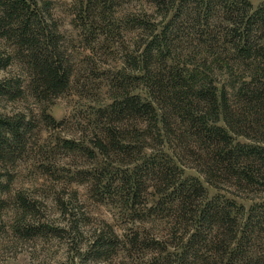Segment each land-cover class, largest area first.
I'll return each mask as SVG.
<instances>
[{
  "label": "trees",
  "instance_id": "trees-1",
  "mask_svg": "<svg viewBox=\"0 0 264 264\" xmlns=\"http://www.w3.org/2000/svg\"><path fill=\"white\" fill-rule=\"evenodd\" d=\"M136 2L151 10L136 11ZM64 5L83 49L123 53L122 67L106 79L110 105L93 112V151L73 141L62 146L98 166L86 172L95 198L116 201L126 216L146 212L165 227L150 238L138 228L120 235L108 223L90 228L74 209L57 229L39 223L35 202L12 195V170L40 125L58 126L48 108L69 89L75 58L56 17L62 4L0 0V101L33 100L39 108L37 115L0 112V211L13 210L11 232L67 240L71 257L60 264H264V5ZM106 178L118 183L105 186Z\"/></svg>",
  "mask_w": 264,
  "mask_h": 264
},
{
  "label": "rangeland",
  "instance_id": "rangeland-1",
  "mask_svg": "<svg viewBox=\"0 0 264 264\" xmlns=\"http://www.w3.org/2000/svg\"><path fill=\"white\" fill-rule=\"evenodd\" d=\"M53 1L62 4L56 10V17L60 19L62 30L74 53L75 71L67 92L48 108V114L58 126L52 128L40 125V136L34 139L35 142L33 140L28 156L12 170L15 177L12 195L21 192L28 200L35 202L39 223L57 229H62L67 219H73L74 209H77L79 212L74 215L79 218L81 215L88 217L90 228L108 223L120 235H131L136 228L141 229L147 238L160 235L165 226L161 225L157 217H150L146 212L134 217L126 216L116 201L95 198L89 190L91 184L86 180V172H92L98 166L86 152L69 153L62 146L63 141H73L77 146L93 151L89 142L94 137L93 112L110 105L106 79L122 67L123 52L104 48L96 52L83 49L71 26L72 16L69 9L64 5L72 4L76 0ZM249 1L254 9L264 5V0ZM133 7L136 11L143 10V7L151 10L148 5L138 2ZM133 39V33H125L127 45H131ZM31 110L34 115L39 112L33 100L17 103L0 101V112ZM185 175L199 177L209 197L216 195L194 171L188 170ZM106 179L108 181H104L105 186L118 183L116 180ZM227 197L232 199L229 195ZM150 199L149 196L148 207L155 201L154 198ZM64 211L67 213L66 217ZM13 216L14 212L10 208L0 211V264H60L71 257L67 252L71 246L68 247V241L63 238L46 234L24 240L13 234L9 228ZM38 220H35L34 225H38Z\"/></svg>",
  "mask_w": 264,
  "mask_h": 264
}]
</instances>
